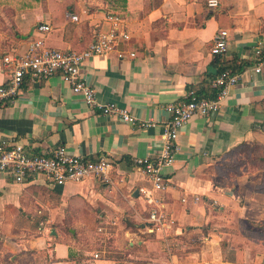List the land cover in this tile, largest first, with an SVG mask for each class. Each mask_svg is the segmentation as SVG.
Listing matches in <instances>:
<instances>
[{
	"label": "crops",
	"instance_id": "0c3cea01",
	"mask_svg": "<svg viewBox=\"0 0 264 264\" xmlns=\"http://www.w3.org/2000/svg\"><path fill=\"white\" fill-rule=\"evenodd\" d=\"M71 2L0 0V85L10 78L4 57L23 53L39 23L52 26L47 46L83 50L100 31L109 30L106 15L119 13L130 33L119 45L125 57L95 55L83 64L82 76L99 102H115L156 125L104 115L59 75L44 81L25 78L16 101L0 108V141L22 142L31 152L65 145L86 159L105 156L115 165L116 183L89 179L53 186L40 178L22 184L0 175V217L15 216L18 222V214L40 195L51 220L56 217L73 229L122 217L125 211L136 213L135 224L128 227L119 218L111 249L95 258L77 238L54 227L51 234L24 231L29 226L22 218L19 227L13 223L0 235V264H193L194 254L180 256L168 240L172 234L177 240L190 238L194 229L207 244L204 262L195 264H264V62L261 71L255 70L263 59L258 48L264 56V0H219L217 7L208 0ZM219 29L229 32V49L222 56L211 53ZM225 69L241 73L240 81L219 111L195 115L180 131V150L167 170L170 186L161 194L170 225L165 235L151 236L149 224L140 223L147 205L139 191L151 183L134 158L157 154L170 117L167 104L184 100L189 90L213 96L212 80ZM254 145L259 151L247 155ZM44 219H39L40 230Z\"/></svg>",
	"mask_w": 264,
	"mask_h": 264
},
{
	"label": "built area",
	"instance_id": "2783aa9c",
	"mask_svg": "<svg viewBox=\"0 0 264 264\" xmlns=\"http://www.w3.org/2000/svg\"><path fill=\"white\" fill-rule=\"evenodd\" d=\"M219 3V0H208L210 7H217ZM71 17L72 20H79L77 15ZM106 20L110 23L109 30L100 31L94 41L83 50L47 46L46 40L52 26L49 22L39 23L27 49L23 53L6 55L3 59L5 66L10 69V78L7 83L0 85V108L16 101L25 78L44 81L59 75L70 84L74 93L82 95L87 105L98 107L104 115H115L134 125L155 126L154 119L143 121L115 102H99L96 89L82 76L83 64L95 55L116 52L119 57H125V50L119 48V45L130 39V33L124 27L123 16L119 13H108ZM228 38L229 32L219 29L213 37L211 53L216 56L226 54L229 49ZM135 54L130 53L131 56ZM256 54L263 58L255 68L259 72L264 62L263 50L258 48ZM240 78L241 73L225 69L212 80V86L216 89L214 96L201 97L195 90H189L184 100L167 104L165 109L170 117L165 123L157 154L134 158L135 165L143 169L151 183L150 187L139 189L140 194L151 205L147 219L150 231L165 234L170 225V216L162 204L161 194L170 186L167 170L174 165L180 150V131L195 115H208L219 111L230 94L231 87L238 84ZM114 166L113 161L105 156L90 160L71 154L65 145L31 152L22 142L0 141V175L10 177L17 183L26 184L40 178L53 186L89 179L112 183ZM98 231L107 232V226H99ZM99 256V252L94 253L95 258Z\"/></svg>",
	"mask_w": 264,
	"mask_h": 264
},
{
	"label": "rangeland",
	"instance_id": "374dc122",
	"mask_svg": "<svg viewBox=\"0 0 264 264\" xmlns=\"http://www.w3.org/2000/svg\"><path fill=\"white\" fill-rule=\"evenodd\" d=\"M72 0H67V4L72 5ZM245 150H248V147H245ZM259 151V147L251 146L250 151L246 152L252 154V151ZM248 155V154H247ZM112 183H106V182H101V183H105L108 186L114 185L116 183L115 179H112ZM36 198H32L30 200V206L29 208L25 209V212H20L18 215L20 216L21 219L19 220H23L22 218L25 219L27 226H29L28 228L24 229L25 230H29L31 232V234H35L38 232H45L47 234H51V228H56L58 230V232H62L66 235V237L72 239L71 234L74 233L77 235V239L81 242L82 246H85L87 249L92 250L93 252H102L104 250L109 251L111 248L110 246L112 245V242H110L111 240H114L113 238L115 237V233L119 231V221L122 220V222L125 223V225H127L128 227H132L135 224V220L133 219L134 215L136 213L132 214H128V212H121L122 217H117V216H111L109 217V219L106 220H102V221H97L95 223H99L97 225H94L92 227H86V228H74L69 226V225H64L63 222H61L60 220L56 219V217H54L53 220H51V213L50 209L48 210V208L46 207V204L43 203L42 201V197L40 195H35ZM143 197V196H142ZM147 207H145L141 213H147L145 215H143L144 220L140 223H145L148 219V215H149V209H150V204L147 203L146 199L143 198ZM0 201H2V198L0 199ZM52 203H54L53 205H51V208L55 206V201H53ZM1 205V204H0ZM55 214H57L55 212ZM24 215V216H23ZM47 216V219H44V225H43V229H39V225L40 222L39 219H42L43 217ZM55 216V215H54ZM133 216V217H132ZM12 217V216H11ZM15 217V216H14ZM5 218L2 219L0 217V235H3L4 233L7 234L6 231H10L9 226L11 224L14 223V225L16 224V227H19L20 225V221L18 220V222L15 220V218ZM121 218V220L119 219ZM14 219V220H13ZM48 219L50 221H48ZM99 220V219H98ZM37 224V225H36ZM99 226H107V232H99L98 231V227ZM15 232H18L17 230H14ZM28 232V231H27ZM148 233L151 234V236H156L158 233L157 232H152L149 230L148 228ZM201 231L199 229H194L192 234L190 235V238H183V236L180 237V239H173L174 235L172 234V237L170 238V240H168V242L170 243L173 251L177 252L180 256L181 255H186L189 256L192 254H194V256H190L191 259H193V264H195L196 262H204L203 258H205V254L201 253L203 250H205L206 247V240L202 239L200 237L201 235ZM150 234H146V235H150ZM165 235V234H162ZM79 242V243H80ZM164 243V242H163ZM166 243V242H165ZM164 243V244H165ZM223 247H226V245L224 243H222ZM179 249V250H178ZM196 253H200L201 256H197L195 255ZM205 253V252H204ZM203 257V258H202ZM206 264V263H203Z\"/></svg>",
	"mask_w": 264,
	"mask_h": 264
},
{
	"label": "trees",
	"instance_id": "16d2710c",
	"mask_svg": "<svg viewBox=\"0 0 264 264\" xmlns=\"http://www.w3.org/2000/svg\"><path fill=\"white\" fill-rule=\"evenodd\" d=\"M34 1V0H33ZM37 2H38V0H36ZM197 93H199V92H197ZM215 93H216V91H215ZM215 93L213 94V96L215 95ZM200 94V93H199ZM198 94V95H199ZM199 96H201L202 97V95L200 94ZM212 97V96H211ZM71 236H72V238H74V239H76L77 238V235L76 234H74V233H72L71 234Z\"/></svg>",
	"mask_w": 264,
	"mask_h": 264
},
{
	"label": "water",
	"instance_id": "95a60500",
	"mask_svg": "<svg viewBox=\"0 0 264 264\" xmlns=\"http://www.w3.org/2000/svg\"><path fill=\"white\" fill-rule=\"evenodd\" d=\"M54 232V231H53Z\"/></svg>",
	"mask_w": 264,
	"mask_h": 264
}]
</instances>
